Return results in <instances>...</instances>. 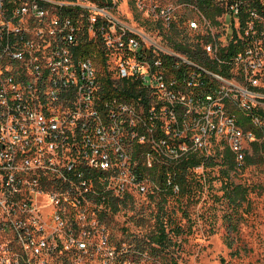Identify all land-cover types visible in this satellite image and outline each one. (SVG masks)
I'll use <instances>...</instances> for the list:
<instances>
[{"label":"built area","instance_id":"1","mask_svg":"<svg viewBox=\"0 0 264 264\" xmlns=\"http://www.w3.org/2000/svg\"><path fill=\"white\" fill-rule=\"evenodd\" d=\"M151 1L149 13L171 28L173 7ZM211 1L221 13L190 22L200 30V64L130 28L115 0L109 8L0 0V207L50 209L68 247L97 249L109 261L116 252L90 216L111 197L179 194L171 170L163 185L151 176L157 165L168 169L213 143L229 146L239 164L253 143L264 155V0ZM84 36L101 44L113 79L140 81L149 111L142 98H102L100 66L79 50ZM44 195L50 203L39 208L34 200Z\"/></svg>","mask_w":264,"mask_h":264},{"label":"rangeland","instance_id":"2","mask_svg":"<svg viewBox=\"0 0 264 264\" xmlns=\"http://www.w3.org/2000/svg\"><path fill=\"white\" fill-rule=\"evenodd\" d=\"M115 1L118 4L115 14L124 23L165 47H170L171 34L176 32L181 38L198 42L200 30L190 27L191 20H200L202 16L196 5L182 4L179 0L153 1L154 5L173 7L172 30L149 13L151 0ZM110 67L115 68L116 62L111 61ZM210 146V154L216 155L215 144ZM220 168L195 169L192 192L180 197L166 193L136 194L127 207L115 214L108 207L105 219L100 213L92 214L90 222L105 228L110 247L116 252L114 260L109 261L97 249L83 253L68 247L63 237L65 230L60 229L50 209L36 214L19 209L24 216L2 205L0 264H166L173 254L180 264H264V165L244 166L231 172L235 184L248 188L247 199L240 206L230 205L223 198L225 177ZM34 202L42 208L48 206L50 199L44 195ZM227 215L237 222L235 230L229 229ZM162 216L171 226L181 225L184 232L173 236L177 245L168 253L154 255L149 248V235ZM99 235V230L94 231L91 241L99 243ZM28 242L30 247L26 245ZM142 247L147 249L142 252Z\"/></svg>","mask_w":264,"mask_h":264},{"label":"trees","instance_id":"3","mask_svg":"<svg viewBox=\"0 0 264 264\" xmlns=\"http://www.w3.org/2000/svg\"><path fill=\"white\" fill-rule=\"evenodd\" d=\"M67 1H77V0H67ZM92 3L97 4L101 7H112L113 0H88ZM182 4L196 5L201 14H205L209 18L214 19L217 14L221 13V8L216 6L211 0H179ZM66 14L78 16L81 9L72 7H64ZM87 20L84 19V29H86ZM100 22L98 25H101ZM172 30L175 28V24L171 26ZM170 28V29H171ZM87 30V29H86ZM86 36H84L80 42L79 50L86 56H93L95 62L100 66L101 70V96L103 99L109 98H124L127 100H139L142 98L141 102L145 104L147 111L151 108V101L148 99L147 90L141 85L139 80L131 78H123L120 80H115L112 78V73L109 71L106 52L97 41H86ZM183 40L185 42H181ZM171 45L176 49L186 53L188 57L200 64H202V55L196 52L193 47H196L194 42H191L187 37H180L176 32L171 35ZM170 71L174 74H178L175 66V61L171 59ZM190 70V69H188ZM215 144V143H213ZM211 147V146H210ZM210 147L202 150V152H192L190 153L188 159L184 162L173 164L168 169L164 165H157L151 170V176L156 178L157 181L163 185L165 182L166 172L171 170L175 173V182L179 184L181 192L176 197H180L193 190V181L195 178L194 170L203 166L207 168H215L220 166V173L225 177V181L222 184V190L224 191L223 198H225L230 205L240 206L247 199L248 188L242 184H235L231 179V172L237 170L240 167L251 166V165H264V155L263 150H261L260 145L257 143L252 144L251 151L247 154L244 162L239 164L236 155L231 151L229 146L223 144H215L216 155L210 154ZM220 160L221 162H218ZM204 183L202 182V185ZM163 193V192H162ZM166 194H171L170 192ZM173 195V194H171ZM133 201V196H126L124 198H114L111 197L108 201L110 211L115 214L121 209L127 207L130 202ZM101 218L105 219L108 215L107 211L100 213ZM226 223L230 230H235L237 227V222L234 221V217L227 215ZM184 229L181 225L175 224L170 225L169 220L165 216L158 219L156 230L149 235V248L152 254L159 255L162 252H167L171 247H175L177 244L173 241V236H179L183 234ZM147 247H142L140 251L144 252ZM166 264H180L177 258L174 256L171 258L170 262Z\"/></svg>","mask_w":264,"mask_h":264}]
</instances>
